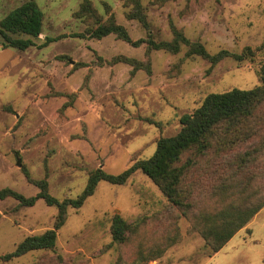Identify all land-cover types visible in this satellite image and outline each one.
<instances>
[{"label":"rangeland","instance_id":"rangeland-1","mask_svg":"<svg viewBox=\"0 0 264 264\" xmlns=\"http://www.w3.org/2000/svg\"><path fill=\"white\" fill-rule=\"evenodd\" d=\"M26 1L0 0V20ZM32 1L43 13L34 45L18 51L0 39V189L29 198L39 192L33 182L45 180L53 197L75 198L92 171L119 175L149 159L157 141L175 136L180 118L207 95L262 84L264 0H140L156 42L170 41L173 25L210 55L253 52L243 62L226 58L214 66L186 57L185 46L177 54L152 51L147 57L144 45L134 48L114 35L75 37L85 29L72 17L83 0ZM89 1L102 16L107 6L133 41L147 38L137 21L125 18L127 0ZM118 56L149 59L151 74L111 64ZM198 168L203 161L189 169L186 181L200 176L210 182ZM191 202L195 212L217 207L209 195L194 194ZM180 213L136 171L121 186L99 182L81 208H68L53 251L0 264H264V208L214 254ZM56 215L42 200L22 207L0 199V257L25 237L52 229ZM114 215L130 225L123 243L112 241Z\"/></svg>","mask_w":264,"mask_h":264},{"label":"trees","instance_id":"trees-1","mask_svg":"<svg viewBox=\"0 0 264 264\" xmlns=\"http://www.w3.org/2000/svg\"><path fill=\"white\" fill-rule=\"evenodd\" d=\"M124 8L127 9L125 18L137 21L147 31L146 39L133 41L127 30L116 22L107 6L102 16L89 0H83L72 15L85 26L84 32L75 37L100 40L114 35L117 40L131 47L144 45L147 57L152 51L177 54L185 46L186 57H200L212 66L226 58L243 62L253 56L249 48H245L239 55L227 51L210 55L204 45L191 42L173 25L170 26L172 39L156 42L151 37L141 1L127 0ZM42 26L41 9L34 1L28 0L0 20L2 46L25 51L34 45L32 39L41 35ZM110 63L131 66V74L139 70L151 74L149 59L142 63L118 56ZM261 83L247 91L232 89L207 95L198 108L180 118L181 127L175 136L157 141L155 152L149 159L135 162L119 175L107 174L102 169L92 171L83 191L75 198L58 200L49 194L45 180L33 182L39 189L34 197L26 198L11 189H0L1 200L13 198L22 207H32L38 200H42L48 207L57 209L52 229L25 237L13 252L1 256L0 261L9 262L30 252L53 251L56 231L63 226L68 208H81L99 182L121 186L136 171H141L161 190L171 207L181 211L180 214L190 223V231L205 241L210 254L217 253L264 208V161L260 159L264 158V68ZM196 161H203L204 168L198 169L201 175L211 176L210 182L204 183L200 176L186 181L189 169L197 164ZM194 194L200 197L209 195L216 202V209L195 212L191 202ZM129 229L128 223L114 215L110 232L112 241L123 243ZM154 257L151 256L150 260ZM140 258L145 259L143 255Z\"/></svg>","mask_w":264,"mask_h":264},{"label":"water","instance_id":"water-1","mask_svg":"<svg viewBox=\"0 0 264 264\" xmlns=\"http://www.w3.org/2000/svg\"><path fill=\"white\" fill-rule=\"evenodd\" d=\"M16 165H17V166H19V165H20V163H19V161H18V160H17V162H16Z\"/></svg>","mask_w":264,"mask_h":264}]
</instances>
